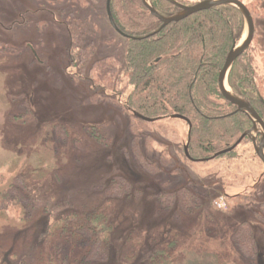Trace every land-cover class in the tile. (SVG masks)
<instances>
[{"label": "rangeland", "instance_id": "374dc122", "mask_svg": "<svg viewBox=\"0 0 264 264\" xmlns=\"http://www.w3.org/2000/svg\"><path fill=\"white\" fill-rule=\"evenodd\" d=\"M242 1L264 77V0ZM65 23L80 36L72 62ZM116 31L107 0H0V47L11 49L0 52V193L15 190L0 205V264H264V167L252 143L239 159L192 161L187 122L125 110V76L98 74L113 85L102 95L90 64L124 60ZM244 33L245 23L238 41ZM250 236L261 247L252 258Z\"/></svg>", "mask_w": 264, "mask_h": 264}, {"label": "trees", "instance_id": "16d2710c", "mask_svg": "<svg viewBox=\"0 0 264 264\" xmlns=\"http://www.w3.org/2000/svg\"><path fill=\"white\" fill-rule=\"evenodd\" d=\"M150 2L164 16L179 11L177 6L166 0ZM110 11L117 27L116 32L126 40L124 60L120 62L114 56L93 60L90 64V80L93 81V86L101 88L100 91L104 93L101 94L108 97L109 94L104 91L113 86L110 83L115 82L120 75L125 76L127 86H132L123 104L125 110L159 120H169L171 114H181L190 120L188 151L191 158H242L244 155L240 153L241 145L251 142L248 137L233 150L214 156L217 152L233 146L253 125L245 113L237 111L234 105L222 99L217 85L219 72L229 50L234 41L239 40L243 34L244 19L239 9L232 5H223L194 13L165 27H161L162 22L150 13L142 0H110ZM65 25L70 39L72 62L75 50L80 48L77 45L80 36L73 31L71 24ZM9 50L11 49L0 47V52L6 53ZM91 51L93 54L95 49ZM250 52L251 50L236 60L228 81L232 91L246 98L264 119V77ZM90 57L88 52L81 59L82 68L90 62ZM106 72L110 73L109 76ZM98 74L105 80L110 78V83H106ZM120 90L124 91L123 88ZM253 150V156L261 163ZM14 191L12 188L4 194L0 193L1 206L4 199L12 196ZM253 194L243 195L244 197L239 195L237 198L246 206V198L253 197ZM164 199L166 201L162 202L165 205L172 204V200L179 201L181 207L185 208L189 204L184 197ZM95 222H98L97 218ZM92 228L95 230L96 227ZM87 229L91 231L90 227ZM102 240L103 237L100 242ZM245 241L248 244L243 248H246V253L251 250L252 258L261 247L251 236ZM157 252L165 255V250ZM152 259L153 255L150 257Z\"/></svg>", "mask_w": 264, "mask_h": 264}, {"label": "water", "instance_id": "95a60500", "mask_svg": "<svg viewBox=\"0 0 264 264\" xmlns=\"http://www.w3.org/2000/svg\"><path fill=\"white\" fill-rule=\"evenodd\" d=\"M169 3L177 6L180 8V11L170 15V16H164L160 14L151 4L150 0H142L143 4L147 7V9L150 11V13L155 16L159 21L162 22L161 27H165L173 22L181 21L190 15L204 11L213 9L219 6L223 5H232L239 9L241 12L244 23H245V33L243 38L238 41L235 40L231 49L229 50L224 65L221 68L219 75H218V90L222 98L229 102L230 104L237 107V111L245 113L253 122V127L246 130L239 139L235 142V144L227 149L221 150L217 152L214 156L217 157L221 154H224L228 151L233 150L239 143L242 142V140L245 137H251L253 146L255 149L256 155L260 158L264 165V120L262 117L257 113V111L254 109V107L251 105V103L244 97H241L237 95L235 92L232 91L230 85H229V74L231 72V69L236 62L237 59H239L241 56H243L251 47L255 33V21L253 18V14L249 7L244 3L242 0H202L194 5H183L179 3L177 0H166ZM107 13L109 16V20L112 24V26L117 30V27L114 23V20L111 15L110 11V0H107ZM34 55L37 56L36 50L32 49ZM135 117L147 121V122H153L156 120H159V118H150L147 116H144L138 112H134ZM169 118L172 119H180L188 123L189 125V132H188V140L187 143L184 145V152L188 159L192 161H206L207 159H193L191 158L189 151H188V145L191 137V122L190 120L181 114H171ZM260 129H262V138L258 142L257 137L255 134H257Z\"/></svg>", "mask_w": 264, "mask_h": 264}, {"label": "flooded vegetation", "instance_id": "af4514ba", "mask_svg": "<svg viewBox=\"0 0 264 264\" xmlns=\"http://www.w3.org/2000/svg\"><path fill=\"white\" fill-rule=\"evenodd\" d=\"M179 3H181V4H183V5H194V4H196V3H198V2H200V1H198V2H196V3H193V4H188L187 2H182L181 0H177ZM179 11H180V8H179ZM217 85H218V83H217ZM222 97V96H221ZM223 99V98H222ZM224 100V99H223ZM225 101V100H224ZM229 103V102H228ZM236 107V106H235ZM236 109H237V107H236ZM263 119V118H262ZM264 120V119H263ZM252 127H253V125H252ZM251 127V128H252ZM250 129V128H249ZM248 130V129H247ZM256 135V137H257V140H258V142L261 140V138H262V129H260V131L257 133V134H255ZM249 139H250V141H251V143H252V146H253V142H252V139H251V137H248ZM243 141V140H242ZM240 144V143H239ZM238 144V145H239ZM253 149H254V146H253ZM254 151H255V149H254ZM222 155V154H221ZM258 157V156H257ZM259 158V157H258ZM260 159V158H259ZM261 161V160H260ZM261 163H262V161H261ZM262 165H263V163H262ZM263 167H264V165H263ZM263 178H264V173H263ZM262 181H263V179L262 178H260V180H258V181H255L254 182V185L255 184H261L262 183ZM254 197V196H253Z\"/></svg>", "mask_w": 264, "mask_h": 264}]
</instances>
